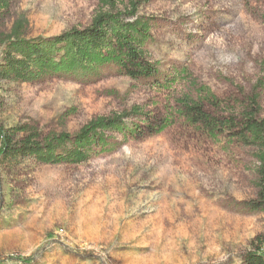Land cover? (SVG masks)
<instances>
[{"label": "rangeland", "instance_id": "rangeland-1", "mask_svg": "<svg viewBox=\"0 0 264 264\" xmlns=\"http://www.w3.org/2000/svg\"><path fill=\"white\" fill-rule=\"evenodd\" d=\"M102 1L0 0V60L16 38L86 27L107 9ZM131 1L126 20L147 23L140 49L153 76L133 79L105 62L0 80V126L42 142L113 114L127 115L125 128L164 127L106 130L77 163L0 155V264H247L248 252L264 255V210L248 206L259 147L242 124L250 110L264 123V0H116V9ZM188 102L213 125L194 123Z\"/></svg>", "mask_w": 264, "mask_h": 264}, {"label": "trees", "instance_id": "trees-1", "mask_svg": "<svg viewBox=\"0 0 264 264\" xmlns=\"http://www.w3.org/2000/svg\"><path fill=\"white\" fill-rule=\"evenodd\" d=\"M130 4L131 9L121 12L116 9V0H103L102 5L107 9L97 11L86 27H73L50 38L12 40L0 60V80L31 81L41 75L72 73L77 68L92 70L105 62H114L133 79L153 76L155 68L144 58L140 49L147 23L126 20V17L135 14L136 2L131 1ZM183 105L194 123L213 125L214 122L197 102ZM133 109L134 113L140 112L138 107ZM255 115V110H250L242 119L243 128L259 147L256 154L259 162L257 198L250 201L248 206L252 210H264V123L258 121ZM126 116H99L84 125L74 137L60 134L47 142L40 141L35 133L16 139L13 130L0 126V155L14 158L31 156L42 164L77 163L89 157L93 146L105 137L106 130L138 136L158 132L164 127L162 122H148L145 125L135 122L125 128L123 119ZM66 142H70V146L58 151L57 146ZM245 261L247 264H264V255L258 250L250 251Z\"/></svg>", "mask_w": 264, "mask_h": 264}]
</instances>
